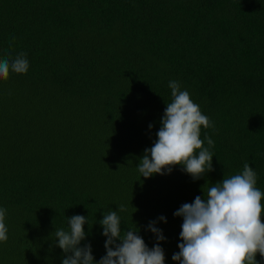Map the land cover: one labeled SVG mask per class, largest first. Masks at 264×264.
<instances>
[{
	"label": "trees",
	"instance_id": "obj_1",
	"mask_svg": "<svg viewBox=\"0 0 264 264\" xmlns=\"http://www.w3.org/2000/svg\"><path fill=\"white\" fill-rule=\"evenodd\" d=\"M21 52L27 73L0 80V264H62L54 232L74 215L88 217L80 246L98 264L110 210L122 235L136 226L150 249L156 221L165 264H178L182 204L245 163L264 192V0H0V59ZM169 81L214 124L201 128L214 171L199 180L180 166L138 171Z\"/></svg>",
	"mask_w": 264,
	"mask_h": 264
},
{
	"label": "clouds",
	"instance_id": "obj_2",
	"mask_svg": "<svg viewBox=\"0 0 264 264\" xmlns=\"http://www.w3.org/2000/svg\"><path fill=\"white\" fill-rule=\"evenodd\" d=\"M29 61L26 53L14 58L0 59V80H7L10 73L26 74ZM172 100L166 104L161 127L152 147L145 149L138 171L145 179L153 175L170 174L175 166L199 180L214 171V142L201 139V128L214 124L202 113L189 92L176 81H169ZM152 128V125H149ZM257 173L245 163L242 172L223 178L222 182L207 188L203 198L195 197L174 212L182 217L179 251L172 260L178 264H258L257 254L264 258V192L256 187ZM124 207L120 206L119 211ZM136 210V209H135ZM7 209L0 208V242L8 240ZM159 221L167 222L161 216ZM69 229L54 232L57 247L66 254L62 264H94L90 244L81 247L86 239L84 225L88 217L74 215L67 218ZM106 237V255L98 264H165V254L160 242L165 240L156 221L149 222L148 230L157 243L150 249L139 235V229L127 230L122 235L118 211H108L99 222Z\"/></svg>",
	"mask_w": 264,
	"mask_h": 264
}]
</instances>
